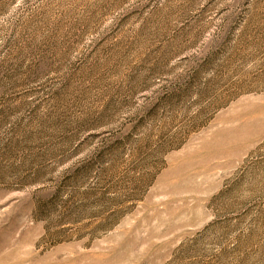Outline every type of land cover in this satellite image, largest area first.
<instances>
[{"label":"rangeland","instance_id":"obj_1","mask_svg":"<svg viewBox=\"0 0 264 264\" xmlns=\"http://www.w3.org/2000/svg\"><path fill=\"white\" fill-rule=\"evenodd\" d=\"M0 264H264V0H0Z\"/></svg>","mask_w":264,"mask_h":264}]
</instances>
